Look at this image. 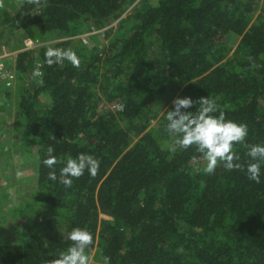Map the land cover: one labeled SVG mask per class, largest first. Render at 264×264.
Returning a JSON list of instances; mask_svg holds the SVG:
<instances>
[{"label": "trees", "instance_id": "1", "mask_svg": "<svg viewBox=\"0 0 264 264\" xmlns=\"http://www.w3.org/2000/svg\"><path fill=\"white\" fill-rule=\"evenodd\" d=\"M113 22L103 49L75 39L87 26ZM4 28L61 41L14 61L16 73L40 64L41 75L21 85L16 100L17 146L37 154V187L17 211L23 241L0 246V264H54L74 227L92 234L87 254L97 264L105 256L110 264H264V167L260 183L248 179L245 145H234L241 169L218 163L209 174L194 146L181 150L166 133L171 105L157 135L149 131L173 90L214 99L226 118L247 124V145L264 144L263 0H25L14 12L0 4ZM229 35L239 39L235 48ZM50 47L73 49L80 66H48ZM115 103L120 112L100 113L101 104ZM49 146L52 169L42 162ZM79 153L100 168L66 189L60 169Z\"/></svg>", "mask_w": 264, "mask_h": 264}, {"label": "clouds", "instance_id": "2", "mask_svg": "<svg viewBox=\"0 0 264 264\" xmlns=\"http://www.w3.org/2000/svg\"><path fill=\"white\" fill-rule=\"evenodd\" d=\"M45 62L48 66L61 65L68 62L72 67L80 66V59L77 53L71 48L50 47L45 52ZM33 75L39 77L41 73L34 70ZM43 83V80H40ZM199 105L198 108L196 106ZM193 106L196 111L193 112ZM166 133L173 137L174 143L181 150L195 147L207 161L205 172L213 173L218 163H223L228 170L241 169L243 166L238 162L239 155L234 151V145L244 144L247 148L246 172L248 179L260 183L262 167H264V144L258 143L247 145L245 138L248 135V126L245 123H237L226 118V113L218 111L214 99L200 97L193 100L191 97H177L171 102V109L166 111ZM54 149L47 148V158L42 162L52 169L57 163L53 155ZM100 168L99 159L88 153H79L73 158H69L60 169V183L64 188H70L74 178H79L85 174L95 176ZM50 181H57L55 171H50L48 175ZM70 245L59 254L54 264H90L87 249L93 242L92 234L80 227H74L68 233ZM42 264H48L42 261ZM104 264H110V258L104 257Z\"/></svg>", "mask_w": 264, "mask_h": 264}, {"label": "rangeland", "instance_id": "3", "mask_svg": "<svg viewBox=\"0 0 264 264\" xmlns=\"http://www.w3.org/2000/svg\"><path fill=\"white\" fill-rule=\"evenodd\" d=\"M23 1L25 0H1L0 4L5 10L14 12ZM154 2H156V0H154ZM257 16L258 14L256 13L252 22L257 19ZM94 31L97 30L87 26L82 29L81 33L76 36L75 39H78L89 48L95 47L99 50L103 49L109 43L110 38L105 37L106 30L104 32ZM10 32L11 29L8 28L0 30V50L6 49L8 52H16L23 48V44L26 40H31L25 38L20 32L14 34ZM58 41H61L60 36L57 34H48L42 40H37L36 42L48 44ZM238 41L239 39L232 35L227 36L225 39L226 44L232 48L236 47ZM9 64L14 71V86L9 90H5L0 84V102L4 96L7 94L10 95L7 101L4 102V104L9 103V106L6 105L8 107L1 105L2 102L0 104V121H2V117L5 116V113L8 112L6 113V117L14 122L15 131H11L9 125L7 130L0 132V246L19 244L23 241L18 223L21 218L17 211L23 209L25 204L31 202L37 187L36 170L38 160L36 152L32 149L24 150L20 148L17 146L18 142L13 143L20 133L21 122L17 117L16 107L20 86L24 85L26 87L33 78L34 70L37 69L34 64V67L32 66V68L28 69L25 73H16L14 70V63ZM177 97L178 92L173 90L166 91L161 108L158 106L159 113L157 114V118L152 120L149 131L157 135L159 117L171 105L173 99ZM104 112L117 113L113 104H101L100 113ZM163 147L166 148L171 146L168 142H164ZM206 163L207 161L204 160L200 165V169H205ZM89 258L90 264L98 263L94 254Z\"/></svg>", "mask_w": 264, "mask_h": 264}, {"label": "built area", "instance_id": "4", "mask_svg": "<svg viewBox=\"0 0 264 264\" xmlns=\"http://www.w3.org/2000/svg\"><path fill=\"white\" fill-rule=\"evenodd\" d=\"M116 22L107 28L97 30L94 32H104L107 29L115 28ZM47 43H39L33 40H26L23 44V48L16 52H8L6 49L0 50V84L5 90L11 89L14 85V71L13 68L10 67L9 63H14L16 56L19 53L34 51L36 48L46 45ZM36 69L39 70L40 64L35 63ZM117 112L122 110V105L119 103L113 104Z\"/></svg>", "mask_w": 264, "mask_h": 264}, {"label": "crops", "instance_id": "5", "mask_svg": "<svg viewBox=\"0 0 264 264\" xmlns=\"http://www.w3.org/2000/svg\"><path fill=\"white\" fill-rule=\"evenodd\" d=\"M8 97H10V95H6V96H4L2 99H1V102H2V104H1V102H0V104L1 105H3L4 107L6 106V105H8L9 106V103H6V104H4V102L5 101H7V98ZM8 106H6V107H8ZM6 113H8V112H6ZM6 113H5V116L4 117H2V121H0V132H4L5 130H7L8 128H9V125H10V130L11 131H15L14 130V122L11 120H9L8 119V117H6ZM5 119V120H4ZM22 127H23V124L22 123H20V133H21V129H22ZM19 130V129H18ZM17 130V131H18ZM20 133L18 134V136H17V138L15 139L16 141L15 142H13V143H16V142H18L19 141V138H20Z\"/></svg>", "mask_w": 264, "mask_h": 264}]
</instances>
